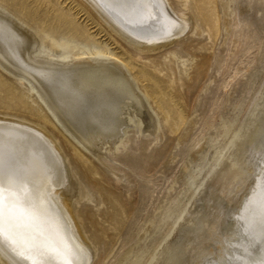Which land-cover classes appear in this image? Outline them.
Listing matches in <instances>:
<instances>
[{
	"label": "rangeland",
	"instance_id": "rangeland-1",
	"mask_svg": "<svg viewBox=\"0 0 264 264\" xmlns=\"http://www.w3.org/2000/svg\"><path fill=\"white\" fill-rule=\"evenodd\" d=\"M222 1L169 0L179 16L193 15L195 30L139 51L87 0H0L31 29L42 53L122 60L157 113L158 142L129 130L99 161L53 122L24 82L0 69V117L47 132L86 186L87 196L71 207L93 247L92 264H158L161 246L226 151L246 142L256 126L264 91V0H227V24Z\"/></svg>",
	"mask_w": 264,
	"mask_h": 264
},
{
	"label": "bare ground",
	"instance_id": "bare-ground-1",
	"mask_svg": "<svg viewBox=\"0 0 264 264\" xmlns=\"http://www.w3.org/2000/svg\"><path fill=\"white\" fill-rule=\"evenodd\" d=\"M88 2L139 51L195 30L193 15L179 16L169 0ZM222 8L227 24V0ZM38 46L31 29L0 6V69L24 82L81 149L102 161L129 130L160 140L148 94L122 60L83 52L67 60ZM258 107L248 140L226 151L185 220L161 246L158 264H264V91ZM2 116L0 262L92 264L93 247L71 207L88 194L83 181L47 132ZM188 134L189 128L183 139ZM203 147L191 154L193 160Z\"/></svg>",
	"mask_w": 264,
	"mask_h": 264
}]
</instances>
